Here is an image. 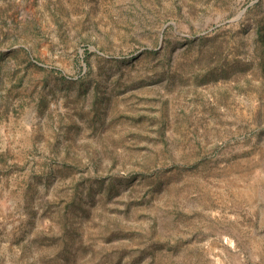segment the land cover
<instances>
[{
  "label": "rangeland",
  "instance_id": "rangeland-1",
  "mask_svg": "<svg viewBox=\"0 0 264 264\" xmlns=\"http://www.w3.org/2000/svg\"><path fill=\"white\" fill-rule=\"evenodd\" d=\"M0 264H264V0H0Z\"/></svg>",
  "mask_w": 264,
  "mask_h": 264
}]
</instances>
